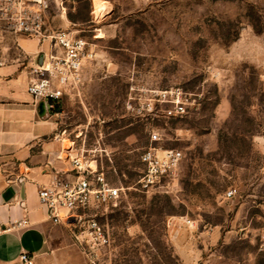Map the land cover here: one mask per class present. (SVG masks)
<instances>
[{
	"label": "rangeland",
	"instance_id": "obj_1",
	"mask_svg": "<svg viewBox=\"0 0 264 264\" xmlns=\"http://www.w3.org/2000/svg\"><path fill=\"white\" fill-rule=\"evenodd\" d=\"M71 9L95 57L63 98L59 129L124 191L101 218L110 240L93 256L68 228L54 232L58 264H264V0H78ZM137 84L180 86L193 110L137 118L126 107ZM152 144L182 158L144 188L141 154Z\"/></svg>",
	"mask_w": 264,
	"mask_h": 264
},
{
	"label": "built area",
	"instance_id": "obj_2",
	"mask_svg": "<svg viewBox=\"0 0 264 264\" xmlns=\"http://www.w3.org/2000/svg\"><path fill=\"white\" fill-rule=\"evenodd\" d=\"M64 2L61 0L62 6ZM51 3L52 0H0V65L6 62L2 57L6 33L37 39L40 61L31 67L27 89L37 103L45 101L47 113L58 116L63 98L78 88L84 65L93 60L95 50L85 37L74 31L47 24ZM192 104L191 93L180 86L148 88L137 84L130 87L126 107L135 117L148 120L153 116L182 117L193 110ZM61 133L66 134L65 130ZM68 140L74 153L65 152L64 156L72 168L55 171L50 182L39 188L38 196L49 219L67 226L75 242L90 257L109 243V233L101 218L119 206L124 187L109 179L96 157ZM151 140L157 142L160 137L152 132ZM181 158L178 149H162L153 144L147 147L141 154L143 170L139 184L150 188L161 178L174 175ZM232 195L233 191L228 192L229 197ZM27 225V220L17 222V226ZM21 260L23 264H32L27 253L21 255ZM91 261L96 264L95 260Z\"/></svg>",
	"mask_w": 264,
	"mask_h": 264
},
{
	"label": "crops",
	"instance_id": "obj_3",
	"mask_svg": "<svg viewBox=\"0 0 264 264\" xmlns=\"http://www.w3.org/2000/svg\"><path fill=\"white\" fill-rule=\"evenodd\" d=\"M77 1L65 0L62 6L61 0H52L47 24L80 35L83 22L71 9ZM102 3L95 4L97 16ZM93 7L94 3L91 10ZM3 44L6 62L0 65V264H23V253L29 255L32 264H58L53 254V234L62 226L68 227L49 219L38 190L50 182L55 171L72 168L64 153L73 154L74 150L69 149L67 136L59 129L58 116L47 112L40 115L39 103L27 89L31 67L40 61L38 40L6 33ZM21 220H27L28 225L17 226Z\"/></svg>",
	"mask_w": 264,
	"mask_h": 264
},
{
	"label": "water",
	"instance_id": "obj_4",
	"mask_svg": "<svg viewBox=\"0 0 264 264\" xmlns=\"http://www.w3.org/2000/svg\"><path fill=\"white\" fill-rule=\"evenodd\" d=\"M39 108H40V115H45L46 114V103L44 100L39 103Z\"/></svg>",
	"mask_w": 264,
	"mask_h": 264
},
{
	"label": "bare ground",
	"instance_id": "obj_5",
	"mask_svg": "<svg viewBox=\"0 0 264 264\" xmlns=\"http://www.w3.org/2000/svg\"><path fill=\"white\" fill-rule=\"evenodd\" d=\"M105 9V3H102L101 6H99V13H102V10Z\"/></svg>",
	"mask_w": 264,
	"mask_h": 264
},
{
	"label": "trees",
	"instance_id": "obj_6",
	"mask_svg": "<svg viewBox=\"0 0 264 264\" xmlns=\"http://www.w3.org/2000/svg\"><path fill=\"white\" fill-rule=\"evenodd\" d=\"M61 110V109H60Z\"/></svg>",
	"mask_w": 264,
	"mask_h": 264
}]
</instances>
